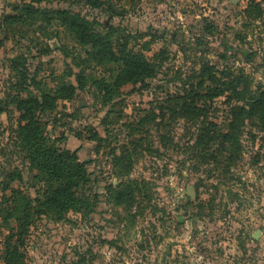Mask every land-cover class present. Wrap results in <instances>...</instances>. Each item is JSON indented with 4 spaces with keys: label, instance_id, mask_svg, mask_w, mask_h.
I'll list each match as a JSON object with an SVG mask.
<instances>
[{
    "label": "rangeland",
    "instance_id": "374dc122",
    "mask_svg": "<svg viewBox=\"0 0 264 264\" xmlns=\"http://www.w3.org/2000/svg\"><path fill=\"white\" fill-rule=\"evenodd\" d=\"M25 2L0 0V19ZM35 6L89 19L116 55L118 41L127 39L156 65V74L118 91L119 64L92 59L90 47L58 20L37 16L1 29L0 107H7L0 112V264L18 226L6 218L7 173L22 176L11 188L32 199L40 193L37 171L15 144L20 113L6 102L16 83L9 61L17 56L26 59L33 95L74 89L70 98L56 99L41 122L57 147L78 150L91 173L83 192L96 199L89 216H36L21 238L23 264H264V121L242 120L240 156L232 161L224 153L219 163L204 164L192 147L203 117L166 109L169 97L197 86L209 67L217 81L206 86L233 87L240 79L251 93H264V0H111L102 8L46 0ZM228 97L231 92L196 100L207 105L206 122L224 131L229 105L237 103Z\"/></svg>",
    "mask_w": 264,
    "mask_h": 264
},
{
    "label": "trees",
    "instance_id": "16d2710c",
    "mask_svg": "<svg viewBox=\"0 0 264 264\" xmlns=\"http://www.w3.org/2000/svg\"><path fill=\"white\" fill-rule=\"evenodd\" d=\"M46 0H30L22 6L15 7L17 14H8L0 19V31L6 27L15 24H26L30 18L32 21L37 16H42L43 21L58 20L62 26L68 29L74 38L82 46H89L90 51L87 54L94 60L107 59L110 62L119 64L120 72L113 84V87L119 91V88L125 84L142 83L147 78L156 74V65L152 64L147 58L130 49L127 39L123 42L118 41V55L108 50L107 36L96 30L95 23L89 19L73 14L71 9H43L36 7L35 4H41ZM80 2L81 0H76ZM90 4L93 8H102L111 4V0H82ZM121 1V0H117ZM108 2V3H107ZM112 9V8H110ZM9 27V28H10ZM119 39V38H118ZM0 39V47L2 44ZM111 57L113 59H111ZM104 64V63H101ZM26 59L24 57H14L9 61L10 72L15 77L14 94H10L6 99L7 103L15 106L20 113L18 127L15 130V144L18 149L24 153V159L37 171L33 179L40 184V193L35 199L26 196L20 191L11 188V182L22 179V176L14 171L8 172L7 177L10 179L3 190H11V197L6 200L7 219H14L18 226L16 233L12 234L5 250V264H23L25 255L21 252L24 246L22 236L27 234L30 225L36 216L48 215L56 220H61L64 216L74 211L83 217L91 215L96 207V199L83 192L85 186L91 181V173L86 168L87 163L80 162L78 150L72 152L67 149H61L46 135L45 127L41 122V115L52 111L55 107L56 99L70 98L74 89L63 85L56 92V96H51L50 92L43 90L40 95H33L30 90L28 81V71L26 69ZM213 67L204 69L197 86L193 84L188 88L185 87L183 95L170 98L169 107H166L175 116L177 114H192V118L201 116L203 121L199 123L200 129L195 137V143L192 145L196 150V155L204 164L219 163L224 153H229V160L233 157L240 156L242 148L240 146V136L242 120L249 117H257L261 123L264 121V93H251L250 87L243 85L240 79L234 80L235 85L231 83H221L214 88L213 81H217L213 76ZM208 76V78L206 77ZM79 81L82 77L78 75ZM38 86L37 82L32 81ZM209 82L211 85H205ZM242 87V90L239 88ZM106 94L112 95L113 89L109 84L103 87ZM214 88V89H212ZM231 92L232 97H228L232 102L234 98L237 103L229 105V126L228 130L218 129L213 122H206V106L197 105L196 100L204 98V102L213 101ZM27 93V97L22 95ZM259 94V96H255ZM172 99V100H171ZM191 99V101H188ZM204 103V104H205ZM241 103V105L239 104ZM4 107H0V112H6ZM156 117V115H154ZM190 118V117H188ZM239 123V125H237ZM214 126L209 128L208 126ZM235 146V148H232ZM231 148L234 150L233 156ZM118 162V161H117ZM131 187L128 184V188ZM121 195V193H120ZM118 200V192H116ZM17 237L18 239H13ZM83 260V259H82ZM84 261V260H83Z\"/></svg>",
    "mask_w": 264,
    "mask_h": 264
}]
</instances>
